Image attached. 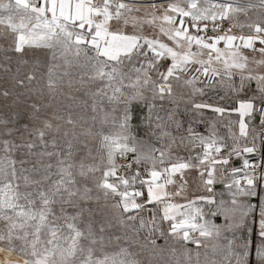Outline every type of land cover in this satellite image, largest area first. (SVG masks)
<instances>
[{"label":"snow or ice","instance_id":"6c2138e0","mask_svg":"<svg viewBox=\"0 0 264 264\" xmlns=\"http://www.w3.org/2000/svg\"><path fill=\"white\" fill-rule=\"evenodd\" d=\"M0 264H264V0H0Z\"/></svg>","mask_w":264,"mask_h":264},{"label":"rangeland","instance_id":"374dc122","mask_svg":"<svg viewBox=\"0 0 264 264\" xmlns=\"http://www.w3.org/2000/svg\"><path fill=\"white\" fill-rule=\"evenodd\" d=\"M3 2H6V0H3ZM217 99H218V97H217ZM258 144H259V141L257 142V146H258Z\"/></svg>","mask_w":264,"mask_h":264},{"label":"built area","instance_id":"2783aa9c","mask_svg":"<svg viewBox=\"0 0 264 264\" xmlns=\"http://www.w3.org/2000/svg\"><path fill=\"white\" fill-rule=\"evenodd\" d=\"M260 147V145L258 144V148ZM259 155V153L257 154V156Z\"/></svg>","mask_w":264,"mask_h":264}]
</instances>
